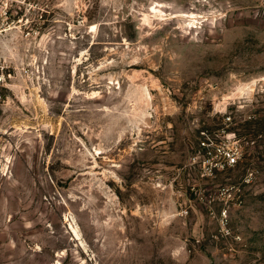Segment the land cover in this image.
Returning <instances> with one entry per match:
<instances>
[{
    "label": "rangeland",
    "instance_id": "rangeland-1",
    "mask_svg": "<svg viewBox=\"0 0 264 264\" xmlns=\"http://www.w3.org/2000/svg\"><path fill=\"white\" fill-rule=\"evenodd\" d=\"M0 72V264H264V0H0Z\"/></svg>",
    "mask_w": 264,
    "mask_h": 264
},
{
    "label": "built area",
    "instance_id": "built-area-1",
    "mask_svg": "<svg viewBox=\"0 0 264 264\" xmlns=\"http://www.w3.org/2000/svg\"><path fill=\"white\" fill-rule=\"evenodd\" d=\"M3 79H4V75H2V73L0 72V83L2 82ZM204 144H206V142ZM227 160H228V163L230 165H236V163L238 161L237 157L233 153H228L227 154Z\"/></svg>",
    "mask_w": 264,
    "mask_h": 264
}]
</instances>
